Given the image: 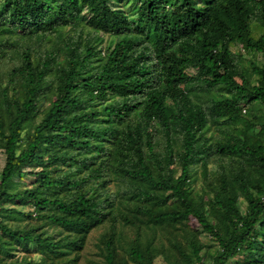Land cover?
Returning a JSON list of instances; mask_svg holds the SVG:
<instances>
[{
  "label": "trees",
  "instance_id": "1",
  "mask_svg": "<svg viewBox=\"0 0 264 264\" xmlns=\"http://www.w3.org/2000/svg\"><path fill=\"white\" fill-rule=\"evenodd\" d=\"M0 148V264H264V0H0Z\"/></svg>",
  "mask_w": 264,
  "mask_h": 264
},
{
  "label": "rangeland",
  "instance_id": "2",
  "mask_svg": "<svg viewBox=\"0 0 264 264\" xmlns=\"http://www.w3.org/2000/svg\"><path fill=\"white\" fill-rule=\"evenodd\" d=\"M5 160H6V154H5L4 150L0 148V169L4 166ZM104 230H105V227H100V228L94 229L91 232L88 245L86 246V248L84 250V256H85L84 259H90L92 257H95V258L97 257L96 242L98 240V237L100 236V234ZM203 237L205 238V235ZM206 238H208V237L206 236Z\"/></svg>",
  "mask_w": 264,
  "mask_h": 264
}]
</instances>
